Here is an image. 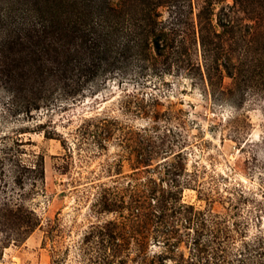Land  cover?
Wrapping results in <instances>:
<instances>
[{"label":"rangeland","instance_id":"374dc122","mask_svg":"<svg viewBox=\"0 0 264 264\" xmlns=\"http://www.w3.org/2000/svg\"><path fill=\"white\" fill-rule=\"evenodd\" d=\"M2 56L0 264H264V0H0Z\"/></svg>","mask_w":264,"mask_h":264},{"label":"trees","instance_id":"16d2710c","mask_svg":"<svg viewBox=\"0 0 264 264\" xmlns=\"http://www.w3.org/2000/svg\"><path fill=\"white\" fill-rule=\"evenodd\" d=\"M62 39V40H61ZM62 41H63V38H59V40H58V44L61 46V49H63V48H65V46L66 45H63L62 44ZM65 42H66V40H65ZM66 50H67V48H66ZM0 65H1V67L2 68H6V63H5V61H4V57L2 56V58L0 59ZM67 68L66 67H63V66H58V67H56V73H58L59 75L58 76H60V78L61 77H64V78H66V74H67ZM6 72V71H5ZM79 73H80V77H79V79L82 77H89L88 76V74H92V72H90L89 70H85V69H80L79 71H78ZM4 73V72H3ZM82 83H81V81L80 82H76L74 85H73V89L71 88V92L73 93V91L74 92H76L79 88H81L82 87V85H81ZM68 87H70V85H68Z\"/></svg>","mask_w":264,"mask_h":264},{"label":"bare ground","instance_id":"6f19581e","mask_svg":"<svg viewBox=\"0 0 264 264\" xmlns=\"http://www.w3.org/2000/svg\"><path fill=\"white\" fill-rule=\"evenodd\" d=\"M253 139H255V140H257V139H258V135H257V133H256V134H254V136H253Z\"/></svg>","mask_w":264,"mask_h":264}]
</instances>
